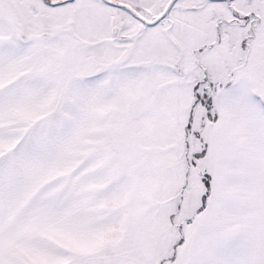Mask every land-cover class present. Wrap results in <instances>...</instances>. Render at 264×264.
Wrapping results in <instances>:
<instances>
[{
  "label": "snow or ice",
  "instance_id": "1",
  "mask_svg": "<svg viewBox=\"0 0 264 264\" xmlns=\"http://www.w3.org/2000/svg\"><path fill=\"white\" fill-rule=\"evenodd\" d=\"M0 264H264V0H0Z\"/></svg>",
  "mask_w": 264,
  "mask_h": 264
}]
</instances>
